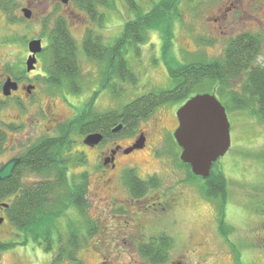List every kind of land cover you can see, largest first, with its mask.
Masks as SVG:
<instances>
[{
	"label": "rangeland",
	"instance_id": "1",
	"mask_svg": "<svg viewBox=\"0 0 264 264\" xmlns=\"http://www.w3.org/2000/svg\"><path fill=\"white\" fill-rule=\"evenodd\" d=\"M71 1L76 2V0ZM158 1L160 0H136L143 12L149 11ZM230 1L233 0H181L178 11L172 18L173 38L170 52L165 54L161 31L151 30L144 43L129 47L126 54L130 67L137 74V81L135 83L124 81L118 89L119 93L116 94L109 88L103 89L100 98L96 101V109L104 111L121 108L139 96L171 87L173 80L167 64L169 57L180 64L223 57L229 41L240 29H235L230 34H222L221 30H218L219 24H216L213 18L219 17L220 10ZM89 2L97 5V11L94 9L96 15L92 19L96 25L100 23L97 18L101 20L102 25L105 26L100 32L101 35L103 34L102 40L109 44L121 34L125 23L136 17V11L130 8L128 0H89ZM236 6L237 9L231 16L234 17L233 19L243 17L247 27L242 28V32H251L261 37L262 53L258 61H263L264 0H239V4ZM76 10L83 13L84 16L87 14L82 9L77 8ZM65 17L69 16L66 14ZM68 19L71 23L70 18ZM86 23L88 24L87 20H85ZM223 30L227 31L226 28ZM71 31L79 48V81L82 91L75 93L71 89L65 90L67 93L65 97L72 105L70 106L63 99L60 89L47 90L48 95L57 102V112L63 118L68 119L66 123L91 101L97 88L96 76L102 67V63L94 61L86 55L83 49L82 28L74 26ZM17 43L20 44V42ZM18 49L20 48L18 47ZM47 55L50 58V54ZM13 59L19 60L17 54L13 56ZM231 83L235 90L240 89L237 79H233ZM227 92L222 96L215 89L214 82L207 81L194 89L193 96L205 93L214 94L221 101L226 102L228 100ZM185 102L177 101L163 105L158 108L159 111L155 116L162 115L164 124L171 126L172 112L177 113ZM38 105L36 102L27 104V106L25 105L26 109H23L13 104L14 108L10 112L12 117L4 118L7 125L3 123L1 125L3 131H6L8 140L10 136H13L17 145L32 143L38 134L32 126L26 127L23 126V123L27 120L29 125L31 115L40 116ZM228 116L231 122L232 144L226 155L217 162V169L223 171L228 180L227 200L223 216L219 211V202L206 198L202 193L201 188L204 185V180L201 178L190 179L189 169L182 164L180 159L182 149L176 145L173 138H170V134H173L172 131L165 130L162 131L163 133H156L147 127L145 121H142L134 135H136L135 138L140 137L142 133L147 136L146 149L124 158V164L138 165L136 172L140 177L156 180L157 184L151 186L147 192L157 193L162 199L178 195L179 202L173 206V212L161 211L157 213L151 222H145L147 224L142 229L143 231L148 230L150 233L168 230L167 232L174 239L173 258L177 256L184 245H187L189 235L196 233L200 240L204 237L210 239V246L219 252L218 257L212 258L211 264H264V123L261 122L257 114L249 110L230 109ZM13 121L16 122L14 124L16 126L21 123L22 127L14 131L9 130L8 125H12ZM43 132L41 131V135ZM84 137L77 131L72 132L74 143L70 152L65 155L74 160L69 164L68 176L79 179V182L82 183L84 181L81 174L84 172L89 174L90 186L86 197L89 202L87 215L97 221L99 225L107 228L112 225L113 221L109 215L111 206L104 204V198H99L97 194L98 184L101 183L99 181L101 171H99L100 168L97 169V150H89L84 142ZM18 138L21 139V142L17 141ZM135 138L128 134L121 135L118 139L124 143H130ZM9 144L10 141H4L3 150ZM8 154V148L5 153L0 154V164L1 161L6 160ZM81 156L86 160L78 162ZM23 176L24 179H40V174L37 172L25 171ZM46 176L48 173L44 175L41 173V179ZM69 182L71 184L72 179H69ZM117 183L119 190L122 191V196L130 192L126 185V174H122ZM1 203H6V201ZM68 208L69 206L66 210ZM77 212V207L69 210L72 217V230H78L84 224L80 218H75L79 215ZM6 217V214L0 213V221L3 219V222L0 223V240L21 241L24 234L13 227L11 221ZM66 219L67 217L61 218V222H58L55 230H67ZM222 223L224 224L223 228ZM12 229L13 233L8 236L6 232ZM224 229L226 231H223ZM36 230V233L28 234L26 243L5 250L0 264H27L30 261H34L36 264H53V254L59 240V236L56 237L54 233V225L43 228L40 226ZM47 236L51 237L54 244L50 250H47L50 246ZM83 257L87 259V264L89 261H93L88 250L83 251Z\"/></svg>",
	"mask_w": 264,
	"mask_h": 264
},
{
	"label": "trees",
	"instance_id": "2",
	"mask_svg": "<svg viewBox=\"0 0 264 264\" xmlns=\"http://www.w3.org/2000/svg\"><path fill=\"white\" fill-rule=\"evenodd\" d=\"M128 1L130 8L136 11V17L125 23L123 31L112 43H105L92 32L88 34L83 42L86 55L89 58L102 61L101 82L103 87L101 91L109 88L113 93H119L118 89L122 85L114 82L115 78H121L123 82L135 83L137 81V74L130 67L126 54L129 47L144 43L148 39L151 30H159L163 34L165 54H168L171 49L173 38L172 18L177 13L181 0H160L154 3L152 8L146 12L141 10L136 0ZM89 9L94 12L91 7ZM49 49L51 52V81L54 83H62L64 80L69 81L72 86L71 89L75 93L82 91L79 81V48L77 40L69 30L66 21L61 22L60 31L52 39ZM103 52L108 53V55ZM261 53V37L258 34L245 32L232 37L226 46L223 57L220 58L180 64L169 57V60H167L168 70L173 80V85L169 88L149 92L119 109L103 112L97 110L94 106L96 95L92 97L91 101L61 128L58 138H46L41 141V164L38 161V151H35L36 149L32 151L34 153L33 158L37 162L32 165L34 171L41 172L42 175L48 173V176L45 177L47 180L44 179L41 183L31 186L21 184L19 179L14 180L11 178L0 181V202L7 201L12 194L20 191V194L14 199V211H9V216L24 234L25 240L23 243L27 242L28 234L36 233V229L40 226L43 228L51 225H54V233L59 236V240L61 242L66 240L65 236L67 234L62 233L65 230L57 231L55 228L63 217H67L65 221L67 225L65 226L71 228L72 217L69 210L73 207H77L79 212L78 217L75 218H80V221H83L84 224L78 230L70 232L68 244L65 246L66 249L62 245L60 251H70L69 249L78 251L84 233L90 232V227L94 230L99 229V223L87 215L89 202L86 197L90 186L89 174L87 172L81 174L84 181L82 183L79 182V179L68 177L69 164L74 160L72 157L65 156V152H70L74 143L72 140L73 131H77L84 136L94 132H102L105 136L110 137L113 127L123 123L125 127L121 134L132 135L137 131L141 120L152 115L159 107L177 101H187L193 96L194 89L207 81L214 82L215 89L222 96L228 91L226 102L221 101L218 97L227 111L230 109L249 110L257 114L261 122L264 123V60L258 61ZM117 59L120 60L119 63L121 62L120 66ZM233 79L239 81V90L233 88L231 83ZM173 139L176 145L179 146L174 137ZM54 147L56 153H54ZM179 148L181 147L179 146ZM79 158L78 162L86 160L83 156ZM182 164L189 169L190 179L201 178L204 180V185L201 188L202 193L206 198L219 202V211L223 216L227 200L228 180L224 172L217 169V163L207 179L194 175L189 164ZM53 177H55V180L51 179ZM69 179H72L71 184ZM126 179L127 187L134 197H140L147 193L151 186L157 184L155 179H144L133 169L127 170ZM68 206L69 208L66 210ZM223 226L222 223V228ZM47 239L50 243L53 242L51 237L47 236ZM165 239L160 244L151 242L142 245L139 250L140 253L152 264H161L162 257H167L174 246L172 237ZM16 245L14 242L0 241V261L5 250ZM73 247L74 249H72ZM48 249H52L51 246Z\"/></svg>",
	"mask_w": 264,
	"mask_h": 264
},
{
	"label": "flooded vegetation",
	"instance_id": "3",
	"mask_svg": "<svg viewBox=\"0 0 264 264\" xmlns=\"http://www.w3.org/2000/svg\"><path fill=\"white\" fill-rule=\"evenodd\" d=\"M71 2L70 0L68 4H63L61 0H0V154L2 152L5 153L7 148L9 153L6 160L1 161L0 169L10 160L19 159V163L15 167L11 177L7 179H19L23 185H35L46 179H41V172H37L40 174V179L38 180L24 179L23 174L25 171L35 173L32 165H35L37 162L33 158L34 153L32 151L34 149L38 151V161L41 164V141L46 138H58L61 128L68 120L57 112V102L47 93V90L50 91L51 88L60 89L63 99L70 104L65 97L67 94L65 90L72 88L71 83L65 80L62 83H54L51 81V63L47 55H51L49 47L56 33L60 31L61 22L63 20L64 22L66 21L70 31L74 26L81 27L84 39L91 32L101 39L103 37V34L101 35L100 32L105 26L102 25L99 18H97V20H99L100 23L97 25L94 23L92 18L95 17L96 14L89 9L91 7L96 10V3H90L89 0H76V2H72V4ZM236 4H239V0L230 1L227 6L220 10L219 17L213 18V21L219 24L218 30H221L220 33L222 34H230L231 31L240 29L233 37L245 33L244 31L242 32L241 29L247 27L242 19L243 17L233 19L234 17L231 16L237 9ZM77 8L84 10L87 14L84 16L83 13L77 12ZM66 14L69 17H65ZM68 18H70L71 23ZM85 20L88 21V24H85ZM223 28H226L227 31L223 30ZM32 41L39 42L40 50L36 53H33L30 49ZM103 41L105 42V40ZM17 42H20V44ZM18 47L20 49H18ZM15 53L19 58L18 61L13 59V56H16ZM103 53L108 55L106 52ZM31 56L35 57L36 62L34 67L29 70L27 62ZM90 59L102 63V61L98 59ZM117 60L120 66L121 62L119 63L120 60ZM101 74L102 71L100 68L96 76L97 88L92 96L94 97L96 95L94 106H96V101L100 98L102 92L103 83L101 82ZM114 82L121 84L123 83V79L115 78ZM7 83H11L13 86L10 88L8 94L5 92ZM72 91L74 92V90ZM35 102L37 105L39 104L38 111L41 112V114L39 117L31 115L29 125L27 120H25L23 126H32L38 135L33 139L31 144L17 145L15 137L10 136L9 140L7 139L6 131H3V126L1 127V125H7V121L4 118L8 119L12 117L10 112L12 111L11 109L14 108L12 107L13 104L26 109L25 107L27 104ZM70 106L72 105L70 104ZM158 111L159 109L152 115L141 120V123L145 121L147 127L156 133L165 130L172 131L173 134H170V138L172 139L179 125L177 113L175 111L172 112L173 120L171 126H167L164 124L162 115L159 117L155 116ZM12 123V125H8L11 131L18 130L22 127L21 123L18 124V126L14 125L16 123L15 121ZM121 124L122 128L119 132H113L115 128L113 127L110 137L105 136L102 132H94L102 134V141L95 146L86 144L89 150H97V169L100 168L99 171H101L99 175V181H101V183L98 184L97 194L99 198H104V204H109L111 206L109 215L113 223L107 228L103 225H99V229L97 230L90 227L92 230L90 229V232L87 231L84 233V237H81L82 240L80 241L79 252L77 250L71 251V249H69L70 251H60L62 245H64V249H66L65 246L68 244L67 241H69L70 232L72 231L69 226H66L68 227V229L65 230V234H67L65 236L66 240L62 242L60 240L57 241L58 246L53 254V264H87V259L83 257L84 250H88L90 256L93 258V261H89L88 264H152L140 253V247L151 242L160 244L163 242V239L172 237V235L167 232L168 230L150 233L148 230L143 231L142 229L147 224L145 222H151L157 213L161 211L165 213L173 212V206L179 202L178 195L162 199L159 194H152L150 191L140 197H134L129 190V193L123 194L124 196H122V191L119 190L117 182L121 175L126 174L127 170L130 169L138 171L136 169L138 165L124 164V158H128L146 149L145 143L143 148L130 151L139 137L135 138L136 135L130 134L135 138L134 141L130 143H124L122 140H119L118 138L121 137V132L125 127L123 123ZM41 131H44L42 135ZM163 135L165 136V134ZM86 137L87 135L84 138ZM145 137L147 140L146 135ZM4 141H10L9 146L5 150H3L4 147L2 146ZM17 141L21 142V139L18 138ZM53 150L54 153H56L55 147ZM67 152L68 151L65 153ZM51 179L55 180V177ZM115 179L116 183L114 184ZM19 194L20 191H17L7 199L6 203L0 202V213L6 214L12 226L21 231L9 216V211H14V199ZM111 214H113V216H111ZM2 222L3 219H1L0 223ZM6 233L9 236L13 233V229ZM56 237H58L57 234ZM24 240L25 236H23L21 241L3 242H14L18 245L22 244ZM187 241V245H184L175 257L177 259L172 257V249L167 257H162L163 261L161 264H211L212 258L219 256V252L210 246V239L207 237L200 240L196 233H192L189 235ZM48 243L51 248H53L54 244L49 241ZM72 249H74V247ZM18 258L21 257L18 256ZM27 264L36 263L30 261Z\"/></svg>",
	"mask_w": 264,
	"mask_h": 264
},
{
	"label": "water",
	"instance_id": "4",
	"mask_svg": "<svg viewBox=\"0 0 264 264\" xmlns=\"http://www.w3.org/2000/svg\"><path fill=\"white\" fill-rule=\"evenodd\" d=\"M68 4L70 0H61ZM30 49L33 53L40 50L39 42L32 41ZM42 50V48H41ZM36 62L35 57L28 59V69L31 70ZM11 83L5 86L8 94ZM179 125L174 132V138L181 147L180 159L189 164L194 175L207 179L215 164L226 155L232 144L231 122L223 103L214 94H196L190 97L177 111ZM122 124L113 129L119 132ZM103 139L100 133H91L85 138L90 146L99 144ZM146 137L142 133L131 150L145 146ZM19 159L7 162L0 169V181L10 178Z\"/></svg>",
	"mask_w": 264,
	"mask_h": 264
}]
</instances>
